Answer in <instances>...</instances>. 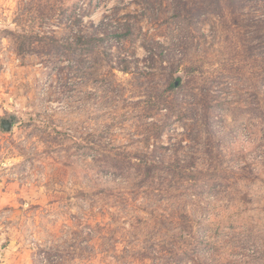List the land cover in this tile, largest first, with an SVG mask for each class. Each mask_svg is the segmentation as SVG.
I'll return each mask as SVG.
<instances>
[{"label":"rangeland","instance_id":"374dc122","mask_svg":"<svg viewBox=\"0 0 264 264\" xmlns=\"http://www.w3.org/2000/svg\"><path fill=\"white\" fill-rule=\"evenodd\" d=\"M0 264H264V0H0Z\"/></svg>","mask_w":264,"mask_h":264},{"label":"water","instance_id":"95a60500","mask_svg":"<svg viewBox=\"0 0 264 264\" xmlns=\"http://www.w3.org/2000/svg\"><path fill=\"white\" fill-rule=\"evenodd\" d=\"M2 125L5 129H9L10 128V124L9 123H5V122H2ZM8 127V128H7Z\"/></svg>","mask_w":264,"mask_h":264},{"label":"trees","instance_id":"16d2710c","mask_svg":"<svg viewBox=\"0 0 264 264\" xmlns=\"http://www.w3.org/2000/svg\"><path fill=\"white\" fill-rule=\"evenodd\" d=\"M220 6H217V9H216V12H218L217 14H219L218 16H220V14H222V13H220Z\"/></svg>","mask_w":264,"mask_h":264}]
</instances>
